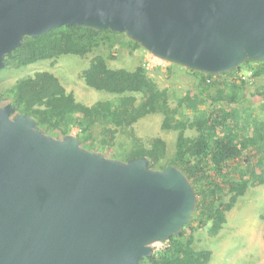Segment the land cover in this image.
<instances>
[{"label":"water","instance_id":"obj_1","mask_svg":"<svg viewBox=\"0 0 264 264\" xmlns=\"http://www.w3.org/2000/svg\"><path fill=\"white\" fill-rule=\"evenodd\" d=\"M77 25L124 33L207 73L264 61V0H0V70L26 36ZM198 196L176 164L111 158L55 137L0 93V264H144L180 235Z\"/></svg>","mask_w":264,"mask_h":264},{"label":"trees","instance_id":"obj_2","mask_svg":"<svg viewBox=\"0 0 264 264\" xmlns=\"http://www.w3.org/2000/svg\"><path fill=\"white\" fill-rule=\"evenodd\" d=\"M119 35L125 36L124 33L119 34L110 29L96 30L77 25L56 27L39 36H26L19 47L5 56L4 68H19L41 60L55 62L60 56L67 54L83 57L101 45L109 44L113 48V41ZM127 39V45L132 50L144 49L139 43ZM108 57L114 58V55L110 54ZM243 64L251 72L249 76L258 77L264 74V61ZM241 70L242 65L226 73H207L187 67L185 69L190 74L204 75L197 85L200 93L211 95L210 91L216 89L222 100L228 104H239L246 99V88L250 80L242 76ZM83 77L88 86L118 96L113 101H96L87 105L79 101L73 91H67L59 78L48 70L21 78L0 93L2 101L13 104L14 114L26 113L35 117L39 126L55 137L64 136L71 133L73 128H78L80 134L77 136L82 144L87 148H95L97 141L93 138V126L102 123L104 129H110L112 134L102 138L99 142L101 146L113 141L118 129L129 130L133 137L134 145L123 160L148 156L149 166L152 168L164 169L171 163L181 168L198 196L195 216L179 236L171 237L163 249L144 257L142 263L207 264L212 257V251L197 250L194 247V236L191 234L184 238V231L193 227V223L197 226H206L209 223L210 233L218 234L227 222V212L235 206L239 196L245 194L247 187L264 184V147H259L264 145V118L260 117L261 112L264 113V103L260 107L248 108L253 109L250 111L251 115L262 121L255 132L254 141L251 142L247 135L237 133L231 126L236 116L232 107L219 106L209 113L205 109L198 110L191 120L179 118L177 110L170 104L169 89L160 88L149 76L144 64L137 65L135 69L111 68L108 58L96 55L89 67L83 71ZM262 89L264 90V86L258 85L255 92ZM186 99L180 98V104L195 111L198 95ZM150 112L163 114V129L178 131L173 157L162 166L157 163L165 154L166 141L161 137H154L150 147L139 146V139L132 128L136 120ZM108 125L115 127L110 128ZM187 128H195L198 134L193 137L186 136L184 132ZM250 144L258 148L257 153L263 155L257 165L252 167L251 156H245L244 152ZM236 159H245L246 164H235L232 167L230 163ZM198 186L202 189L198 190ZM225 192L231 193L228 201L222 199V193Z\"/></svg>","mask_w":264,"mask_h":264},{"label":"rangeland","instance_id":"obj_3","mask_svg":"<svg viewBox=\"0 0 264 264\" xmlns=\"http://www.w3.org/2000/svg\"><path fill=\"white\" fill-rule=\"evenodd\" d=\"M125 36H116L113 41L115 44L113 48L109 44L101 45L83 57L67 54L60 56L55 62L41 60L19 68H3L0 70V91L10 88L21 78L34 75L38 71L48 70L59 78L67 91H73L76 98L87 105L96 101H113L118 95L88 86L83 77V71L89 67L91 60L96 55H103L108 58V65L111 68L135 69L137 65L144 64L149 76L157 82L158 86L169 89L170 104L177 110L179 118L191 120L194 114L202 109L209 113L213 108L219 106L234 108L236 116L231 122V126L237 133L247 135L251 142L254 141L255 132L259 129V124L262 121L257 119L255 115H251L250 111L253 109L248 108L260 107L264 103V90L255 92L256 86H264V74L258 77L249 76L247 73L249 71L242 64L240 73L251 82L246 88V99L239 104H228L222 100V96L216 89L210 91L211 95L199 92L197 85L200 78L204 77L203 74H190L185 71L186 67L170 62L149 64L150 59L154 60L151 53L142 48L132 50L127 45L128 37ZM110 54L114 55V58H109ZM231 77L234 75L231 74ZM136 95L139 97V94ZM194 95H198L199 99L195 111L180 104V98L192 99ZM6 103V100L2 101V105ZM260 117L264 118V113L261 112ZM163 118L162 113L150 112L142 115L132 125L133 132L139 139V146L150 147L151 139L154 137H161L166 141L165 154L157 163L161 166L168 163L173 157L178 134L176 130L162 128ZM108 127L114 128L115 126L108 125ZM71 133L78 135L80 130L73 128ZM184 133L186 136L193 137L198 134V131L195 128H187ZM110 134L112 131L110 129L105 130L102 123L95 124L93 126V138L97 144L95 143L94 149L104 152L108 157L123 160L127 154H130L134 145L133 137L129 134V130L118 129L114 134V140L101 146L99 142ZM87 143L91 144L90 141ZM259 147L263 148L264 145ZM257 149L250 144L244 150L245 156L246 154L251 156V167L256 166L263 157L262 153H257ZM235 164L244 165L246 161L245 159H236L230 163L232 167ZM197 189L200 190L202 187L198 186ZM230 196L231 193H222L224 201H228ZM209 226V223L206 226H197L196 223H193V227L186 228L183 234L184 238L191 234L194 236V247L197 250L209 249L212 251V257L207 264H264V184L247 187L245 194L239 196L235 206L227 212V222L224 223L218 234L212 235ZM166 243H159L153 247L157 250V248L164 247Z\"/></svg>","mask_w":264,"mask_h":264},{"label":"built area","instance_id":"obj_4","mask_svg":"<svg viewBox=\"0 0 264 264\" xmlns=\"http://www.w3.org/2000/svg\"><path fill=\"white\" fill-rule=\"evenodd\" d=\"M151 56H152V58L154 59V60H149V64H154L155 62H157V63H168L167 61H164V60H161V59H159V58H157L156 56H154V55H152L151 54ZM251 74V72H249L248 73V75H250ZM170 241V240H169ZM169 241H166V242H156V243H154V245L153 246H155L156 244H159V243H166L165 245H164V247L169 243ZM164 247H162V248H157V250L155 249V247H154V249H155V252L156 251H159V250H161V249H163Z\"/></svg>","mask_w":264,"mask_h":264}]
</instances>
